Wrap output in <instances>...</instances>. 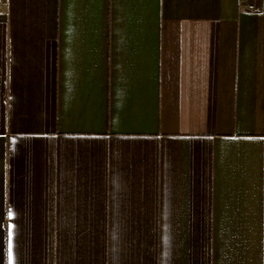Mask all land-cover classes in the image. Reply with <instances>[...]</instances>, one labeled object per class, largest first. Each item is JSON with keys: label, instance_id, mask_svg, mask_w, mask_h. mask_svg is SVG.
<instances>
[{"label": "crops", "instance_id": "0c3cea01", "mask_svg": "<svg viewBox=\"0 0 264 264\" xmlns=\"http://www.w3.org/2000/svg\"><path fill=\"white\" fill-rule=\"evenodd\" d=\"M0 264H264V0H0Z\"/></svg>", "mask_w": 264, "mask_h": 264}, {"label": "built area", "instance_id": "2783aa9c", "mask_svg": "<svg viewBox=\"0 0 264 264\" xmlns=\"http://www.w3.org/2000/svg\"><path fill=\"white\" fill-rule=\"evenodd\" d=\"M242 1H244V2H248V0H242ZM248 8H249V9H253L254 6H252L251 4H248Z\"/></svg>", "mask_w": 264, "mask_h": 264}]
</instances>
